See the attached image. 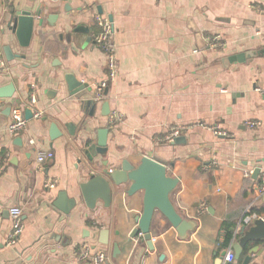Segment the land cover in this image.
I'll return each mask as SVG.
<instances>
[{
    "label": "crops",
    "instance_id": "obj_1",
    "mask_svg": "<svg viewBox=\"0 0 264 264\" xmlns=\"http://www.w3.org/2000/svg\"><path fill=\"white\" fill-rule=\"evenodd\" d=\"M13 9L35 16L27 47L8 27ZM99 15L114 24L119 69L98 95L93 83L109 77L106 52L93 43ZM214 35L222 38L220 47L210 46ZM6 45L16 55L12 60ZM0 48V88L15 87L11 97H0V264H97L79 262L86 246L92 255L107 254L100 264H224V251L235 254L234 245H221L227 216L237 225L235 243H243L244 226L250 231L255 225L243 224L247 215L264 219V193L258 191L264 127L245 125L264 121V0H0ZM239 54L244 60L236 59ZM69 75L90 85L85 95L71 94ZM105 103L124 119L112 124ZM15 105L24 116L27 110L42 116L12 133ZM197 122L217 125L228 136L195 126L179 142L168 140L173 127ZM53 125L61 133L54 139ZM102 128L109 130L107 151L90 161L84 149ZM41 151L53 158L39 166ZM144 156L179 178L171 200L194 225L182 237L156 211L152 247L141 233L131 236L144 191L130 194V182H111L110 205L99 199L94 208L81 192L92 174L105 176L123 160L138 166ZM51 178H58L54 189L44 186ZM62 191L68 213L56 205ZM13 206L23 209L25 230L9 246L7 211ZM103 230L107 244L101 243ZM249 255L250 263L264 264V238L244 242L236 263Z\"/></svg>",
    "mask_w": 264,
    "mask_h": 264
},
{
    "label": "water",
    "instance_id": "obj_2",
    "mask_svg": "<svg viewBox=\"0 0 264 264\" xmlns=\"http://www.w3.org/2000/svg\"><path fill=\"white\" fill-rule=\"evenodd\" d=\"M58 1V0H55ZM8 27L16 35L21 46L27 47L32 39L35 16L31 11L22 10L20 13H16L13 9L11 11L10 18L8 19ZM4 51L8 60H12L16 55L12 52L10 45L4 47ZM245 55L239 54L236 59L238 61L244 60ZM69 90L72 95L81 97L85 95L89 88L88 83L78 81L73 75H69L67 78ZM14 84L0 88V97H11L14 92ZM84 104L94 103L93 99H85ZM104 115L110 114L109 104H104ZM33 116L32 111H26V118L29 119ZM60 131L52 126L51 138H57L60 136ZM109 130L102 128L99 131L98 140L90 144L84 149V153L90 161H93V157L98 153H105L107 151ZM184 138L183 136L176 137L174 142H179ZM259 175L258 171H255L254 177ZM120 186L130 182L129 193L133 194L137 191H144L143 200V212L141 215L134 216L137 222V227L133 230L132 237H135L139 233L143 235V238L147 241L148 245L152 247L151 236V224L156 211H160L178 230L180 236H186L187 232L192 230L193 222L184 219L180 213L176 210L172 200L171 194L176 189L179 178L171 177L167 174V167L159 161L144 156L138 166L132 165L129 161L123 160L120 167L116 169L106 171L105 176L92 174L90 179L81 185V192L88 207L94 208L96 202L101 199L106 206H109L112 199V184ZM264 198V196H263ZM57 207L63 210L65 213L70 211L71 205L68 199L66 191L60 192L58 201H56ZM9 214V211H7ZM254 227H251L250 231H246V226L243 227L242 233H244L243 243L256 238H264V219H256L254 221ZM107 231L103 230L101 233V243L107 244ZM243 243H235L234 251L236 260H240L243 253ZM227 251L222 253V259L225 257ZM251 255L246 256L242 260V264H255L251 262Z\"/></svg>",
    "mask_w": 264,
    "mask_h": 264
},
{
    "label": "built area",
    "instance_id": "obj_3",
    "mask_svg": "<svg viewBox=\"0 0 264 264\" xmlns=\"http://www.w3.org/2000/svg\"><path fill=\"white\" fill-rule=\"evenodd\" d=\"M97 22L100 26V30L93 35V43L106 52L108 58V69H109V77L107 80L102 81L100 83H93L99 95L102 94L103 91L107 89L111 81H114L118 77L119 59L117 55V47L114 42L115 28L113 22L109 17H104L100 15L97 18ZM209 39H210V46L212 48H217L222 45V38L219 35H214ZM2 58H3V53L0 48V62H2ZM36 102H37L36 95L35 93H32L31 103L35 104ZM11 116H12V121L8 127L10 132L15 133L26 127L28 119L26 118V116H24L23 111L19 105L13 106L11 110ZM41 116L42 113L40 111H37L33 114V117L35 118H40ZM109 118H110V122L114 124L118 121H122L124 119V115L119 111H113L110 112ZM245 125L250 128L264 127V121L247 120L245 122ZM195 126L208 129L212 131L215 135L220 137L228 136L227 131L220 129L219 126L217 125L207 124L205 122H197L192 125H188L187 127H173L169 132L168 140L173 141L176 137L180 136L182 132H184L188 128H192ZM31 142L33 143L34 141L31 140ZM50 158H53V153L41 151L37 155L36 161L40 166L43 165L47 159ZM57 183H58V178H51L45 181L44 186L48 189H54L57 186ZM258 191L260 193H264V182L262 183ZM202 210H205V207H203ZM9 214L12 222H11V227L7 233L5 242L9 246H14L18 243L19 239L21 238L25 230V225L22 217L23 209L20 206H13L9 209ZM258 218L259 215L255 213L252 215H247L243 220V224L249 225ZM1 220L2 217H0V224H1ZM107 259L108 256L104 251H99L96 255H92L90 254L89 249L86 246L84 252L81 254L79 258V262L92 261L94 263L100 264L105 262ZM224 264H237L235 254L233 251H227L224 259Z\"/></svg>",
    "mask_w": 264,
    "mask_h": 264
},
{
    "label": "trees",
    "instance_id": "obj_4",
    "mask_svg": "<svg viewBox=\"0 0 264 264\" xmlns=\"http://www.w3.org/2000/svg\"><path fill=\"white\" fill-rule=\"evenodd\" d=\"M222 227L225 231V236L221 245L226 248H232L234 243L236 242L235 232L237 230V225L230 219V216H227L226 220L223 222Z\"/></svg>",
    "mask_w": 264,
    "mask_h": 264
}]
</instances>
